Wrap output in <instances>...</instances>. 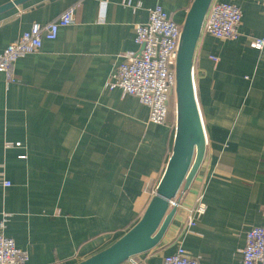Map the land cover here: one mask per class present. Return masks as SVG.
Returning a JSON list of instances; mask_svg holds the SVG:
<instances>
[{"label": "crops", "instance_id": "crops-1", "mask_svg": "<svg viewBox=\"0 0 264 264\" xmlns=\"http://www.w3.org/2000/svg\"><path fill=\"white\" fill-rule=\"evenodd\" d=\"M10 0H0V5ZM193 0H25L0 12V52L33 23L71 5L75 22L0 72V233L26 264H76L108 247L142 216L172 152L176 118L104 84L122 54L138 49L136 24L160 5L183 24ZM240 8L239 35L201 33L193 62L205 153L161 241L119 264H160L181 245L200 264H242L245 235L264 226V37L262 0ZM217 57V61L209 58ZM175 103V99H174ZM8 180L9 186H3ZM205 212L186 228L198 196Z\"/></svg>", "mask_w": 264, "mask_h": 264}, {"label": "built area", "instance_id": "built-area-1", "mask_svg": "<svg viewBox=\"0 0 264 264\" xmlns=\"http://www.w3.org/2000/svg\"><path fill=\"white\" fill-rule=\"evenodd\" d=\"M264 9V0H262ZM76 5H71L61 12L57 18L47 23H33L0 52V72L4 74L5 86L17 82L14 73L15 62L27 54L37 52L44 39L54 40L60 27L75 22ZM242 13L239 7L221 0H212L205 14L201 33L221 40H234L239 35ZM182 25L174 21L170 15L156 5L149 9L145 23L136 24L134 42L138 49L126 51L121 61L104 86L108 90L119 89L122 96L136 97L148 108L149 121L163 124L168 115L170 99H175V61L180 43ZM250 47H264V37L252 38ZM213 61L217 57L210 55ZM193 72V71H192ZM176 118V110L174 109ZM8 180L3 186H9ZM179 193L169 200V208L181 207ZM206 205L202 195L198 196L193 207L186 209V228L196 224L205 212ZM28 254L17 247L12 238L0 233V264H26ZM135 264H137L134 261ZM242 264H264V226H253L245 235L242 250ZM160 264H200L189 257L179 245L176 250L164 256Z\"/></svg>", "mask_w": 264, "mask_h": 264}, {"label": "water", "instance_id": "water-1", "mask_svg": "<svg viewBox=\"0 0 264 264\" xmlns=\"http://www.w3.org/2000/svg\"><path fill=\"white\" fill-rule=\"evenodd\" d=\"M25 0H10L0 12ZM212 0H193L182 24L175 61L176 126L171 155L165 171L140 219L121 237L76 264H119L155 247L167 230L176 208L169 200L188 188L202 163L206 136L198 107L192 72L193 55Z\"/></svg>", "mask_w": 264, "mask_h": 264}, {"label": "trees", "instance_id": "trees-1", "mask_svg": "<svg viewBox=\"0 0 264 264\" xmlns=\"http://www.w3.org/2000/svg\"><path fill=\"white\" fill-rule=\"evenodd\" d=\"M174 109H175V103H174V99H173V97L170 99V101H169V105H168V112L170 111V110H173V112H174Z\"/></svg>", "mask_w": 264, "mask_h": 264}]
</instances>
